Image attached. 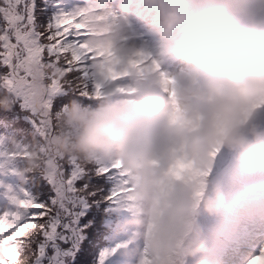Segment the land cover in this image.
I'll return each mask as SVG.
<instances>
[{"label":"rangeland","instance_id":"374dc122","mask_svg":"<svg viewBox=\"0 0 264 264\" xmlns=\"http://www.w3.org/2000/svg\"><path fill=\"white\" fill-rule=\"evenodd\" d=\"M1 1L8 4L10 7L13 4L6 0ZM35 1L36 5H34V0H27L23 5L20 3L15 13L10 12L12 17L10 20H6L4 31L10 32L13 37L14 35L21 34L19 33L18 25L22 27L27 24L28 19L32 17L35 10H39L40 13L36 15L33 21L31 20V24L34 25L30 27L32 29L39 27L36 20L40 16L47 22V16L45 14L46 5L44 1ZM222 1L226 2L229 11L236 9L237 5L242 7L247 6L243 0ZM93 2L98 3L102 7L106 5L104 1L93 0ZM136 4L138 5L139 3L136 2ZM22 7L23 11L21 14ZM212 8H215V3L212 5ZM58 14L60 17L57 19V16L56 21L61 23L53 31L56 36L67 37L71 33H80V18L74 14L73 10L69 11L66 9L64 14L61 12ZM196 15L201 19L204 26L207 27L206 20L208 18L204 19L202 14ZM37 33L35 38L34 34H27V46L29 48V58L31 62H29V60L18 62L19 66H24L22 68L28 66V73H30V75L27 76L28 74L22 73L21 70L13 71L16 80L26 84L22 89L16 88L18 94H21L24 106L37 113V116L32 118L31 123L27 124V121H25L27 125L25 126L26 132L23 136H27L28 140H30L29 144L32 149L31 155L36 157V162L37 155H40L44 159V164L49 161H54L55 163L57 159L62 170H64L65 166L64 178L66 182H64L60 170L58 176L59 166H57L56 175H54L53 172L49 175L47 165L45 164L46 174L49 179V184H47L49 185V189L40 181L39 172L41 169H39V172L36 173V179L38 181V191L35 196L37 197V206L42 205L43 207L40 213L52 208V218L48 219L47 214H41L40 217L37 216L36 218L29 217L32 222L30 228L26 231L27 235L19 231L20 234L24 235L25 241L23 245L18 239H10L9 243H14V245L8 251V254L22 257V246H24V258L27 257V261L24 264H69L70 262L77 261L76 258L81 255V251L78 249H69L54 244L56 240H65L64 236L66 235L59 236L57 231L58 227L62 229L63 221L65 227H69L71 223L75 222L76 225L81 224L78 215L81 217L88 208L84 207L87 202L85 196L77 194V192L75 195L73 194L75 185L74 176L85 172V162L80 161L78 163L79 169L76 170V168L73 167L70 169V173H67V162L63 161V157H67L68 153L62 152L61 146H58L53 141V139H55V141L57 139L59 140L60 137L58 133L56 135L52 134L53 139L50 138L53 119L57 125L73 123V128L69 131V134L71 137H78L82 145H85L86 148L94 152L95 159H91V161H96V163L99 161L102 164L99 170L112 168L113 166V171H122V169L116 166L118 164L117 162H123L122 154L128 155L131 145H137V150L134 152V155L137 154L138 158L144 159L145 165L143 169L146 172H154L156 168L159 167L163 174L162 181L164 183L161 189L158 190V199L161 204L160 208L165 209V211L158 216L156 227L160 231V238L161 235L165 233L169 234V239H162L163 242L159 244L160 249L157 250V243L150 244L149 234L147 233L145 235L148 238H146L148 242H145L147 249L146 257L145 254H143L141 258L136 256L135 260L136 264H150L149 261L151 264H155V262H157V264H177V258L182 257V248L189 247L191 243L182 242L185 233H191V235H193L200 228H204L205 231H214V228L209 226L213 223V215L208 216L206 214L196 219L195 222L194 219L188 216L185 210L181 209V205H178L180 203L176 201L178 195L187 194V198L191 196L188 190L187 193L184 192L182 184L177 183L176 178H183L184 180H181L182 183L189 182L192 184L193 177H197L203 169L201 163L186 157L185 154L182 153V149L186 147L194 149L197 154L204 153L205 151L202 150L199 139L197 137H191L189 139L178 137L176 139L177 144H168V153L164 158H160L158 155L154 154L155 148L152 147L149 150L146 144L147 139L145 137L143 121L139 116L145 102L137 98H122L120 96L121 88L120 85L116 83L117 77L120 75L119 71L121 68L125 69V67L133 71L134 64L132 61H124L123 64L121 56L112 51L111 38L108 36L98 38L87 37L82 40V43H75V39L69 38L67 41L53 42L51 45V43H44V33H42V30ZM27 35H25V37ZM72 36L75 37L76 35ZM36 38L39 43L35 40ZM75 38L79 39L78 36ZM17 39L20 43L23 41L22 36H19V38L17 37L16 42ZM197 41H200V43L205 41L204 33L197 32L193 40V45H195ZM92 42L99 45L103 50H92L89 52ZM69 45L71 46L69 47ZM67 47L74 50L71 57L67 54ZM117 48L128 50L127 45L123 43H117ZM209 76L218 82V85L223 91L229 92L230 97L236 99L242 98L247 93L249 83L255 79L254 76L249 74L242 76L241 73H234L229 70H218L211 73ZM174 77H176L175 74L170 71L166 79L171 81ZM131 82H133V79ZM152 83L153 79H149L148 82L143 83L134 78L133 84L128 85L126 88L133 93V96L138 97V92L139 94H143L145 87ZM231 84H233V86L229 89ZM171 86L172 85L168 83V87L166 88L171 90ZM215 88L216 85L211 86V89ZM243 107H245V105H243ZM206 110H208V107L202 108V111ZM154 112L155 109H153L152 114ZM33 114L34 113H32V115ZM163 123L166 128L182 129L184 127V123L179 118H174L166 111L163 115ZM12 134L15 137L13 148H16L17 154L22 157L24 146L20 144L17 139V136L21 135L20 129L14 128ZM202 134L203 142L208 143L211 135L208 132ZM235 139L237 140L238 137L236 136ZM165 141H167V139ZM212 143L215 144L216 148L223 150L221 152L222 157H225L226 149L222 146L225 143V139L222 136L219 137L217 134V139L212 141ZM152 146H155V144ZM73 148L78 149L76 147ZM163 149L164 146H161L160 152L165 155ZM150 151L152 153L151 157L148 156ZM31 155H28V157ZM6 156L7 161L12 164V167H0V178H3L1 172L5 170L9 171L10 169L12 173L10 180L13 178L17 179L19 166L18 162L13 160V149L12 151H7ZM127 159L130 160L131 157L127 156ZM7 161L0 159V164L5 165ZM192 161L196 164L195 166L192 165ZM27 162L31 170L37 169L33 165L32 159H27ZM132 168V165H130V172ZM185 169L190 172V177L183 176V171ZM99 170H97L96 173L98 174L96 180L101 178ZM114 173L115 172H113V174ZM127 179L128 177L124 175L122 181L124 182ZM206 184L207 183L198 182L196 188L202 189ZM66 185L69 188V200H67L66 197ZM100 186L103 190L104 185L100 183ZM34 190L35 187L31 188V193H33ZM22 193L21 188L17 187L15 184L5 181L0 182V220H4L5 224H11L12 221L16 223L19 222V217L11 216L10 218L5 212L12 211L10 204L16 201ZM103 194L109 199L106 191L103 190ZM131 194L134 195L135 192ZM26 197L30 199L28 194H26ZM169 197L173 198L169 199ZM27 198H25V200ZM218 205L223 206L224 204L220 203ZM208 210L212 211L213 209L208 206ZM218 213H224L228 216L227 210H218ZM35 214H37V211H33L31 216ZM183 214L185 217L182 216ZM75 215L76 218H74ZM60 217L65 218V220ZM50 221H54V226H52V228H47V223L49 226ZM93 232L95 231H92V233ZM222 232L223 229H220L216 232L219 234L215 235H220ZM249 237H251L250 234ZM48 241L49 243L47 244ZM115 243H117V241L114 242L112 246H114ZM47 245L50 247L49 251H47ZM153 246L157 251H151ZM67 250H69V252ZM245 250L246 249H244L243 252ZM87 252H89V249ZM87 252L85 254L88 255ZM244 259L245 255L239 259L238 264H241ZM260 260H264V257Z\"/></svg>","mask_w":264,"mask_h":264},{"label":"trees","instance_id":"16d2710c","mask_svg":"<svg viewBox=\"0 0 264 264\" xmlns=\"http://www.w3.org/2000/svg\"><path fill=\"white\" fill-rule=\"evenodd\" d=\"M12 9H15L14 5H12ZM38 13H40V11L36 10V12L34 13V16L32 18V21L34 20V18L36 17V15ZM41 19H43L42 16H41ZM37 20H38L39 27L34 29L35 32L36 33L41 32V30H42V33H44V38L47 37L48 31L49 30L52 31V28L48 27L47 24L45 23V21H41L40 19H37ZM30 26H32V24L30 25L29 21H28V23L22 27V29H23L22 33L31 32L32 28ZM0 33H1V31H0ZM3 38L5 40H7V44H6L5 40L0 39V64L7 66V64H4V63H7L8 61H2L1 58L2 57L6 58V59L12 58V53L10 51V41L15 42V38L10 33L6 37H3ZM44 42L48 43V40L46 39V40H44ZM18 51L20 53L19 58L23 59L26 56V51L19 46H18ZM17 61L18 60H16L15 62H17ZM4 69H5V67L0 65V73L1 72L5 73L7 71ZM0 86L2 87V89L0 88V117L3 118L5 120V122L7 123L6 124L7 128L19 126L22 129V127H21L22 123H21V121H19V119H21L22 114H25L27 112L23 111V110H22V112H20L21 105L18 103L17 100H15L13 98L11 99V94L9 93L10 90H7L6 85L3 83V79H0ZM3 89L7 92H5ZM28 116L30 117L29 113H28ZM61 128H63V129H61ZM71 129H72V126L70 123L57 125L56 122L53 121V119H52V132L50 133V138L53 139L52 134L56 135L58 133V136L60 137L59 140L57 139L55 141V139H53V141L58 146H61L62 152L68 153L67 157H63V161L67 162L66 163L67 173H70V169L73 167H75L76 170L79 169L78 163L80 161L85 162V170H84L85 172L83 174L79 173L76 176H74V179H75L74 184L75 185H74L73 194L75 195L77 192V194H82L83 196L86 197L87 202L85 201L86 204L84 205V207L88 208V210L85 211L81 217L78 215V218L81 221V224H79V225H76V223L74 224L75 229H74V231L69 233V242H68V238H67V242H66L67 247L70 246V249H72L71 247H73V249L79 248V250L81 251L80 252L81 255H79L76 258L77 261L70 262L69 264H99V263H96L94 261H91L90 257H89V252H87L88 249H91V247H93V246H91V247L89 246V244L91 243L92 237H96V235H98L100 233L109 239L110 236L118 235V232H120L122 230V231H127V233L130 231V234L134 235L133 236L134 238H137L138 233L140 232L139 229L148 230L150 228V225L148 227H145L147 219L144 220V222H143V220L141 218L136 217L134 214H131L130 212H128L126 210L121 211L120 209H114V211L116 213L113 214L112 216H107L104 212H102L103 209H105L109 203V199L106 196H104L102 187L100 186V183L103 184L104 179H102V178H104L105 175H103L102 178H99L98 180H96V176L98 175V174H96L97 173V170H96L97 165H96L95 161H91L89 149L86 148L85 145H82L81 142L78 140V138L71 137V135L69 134V131ZM24 138H25V141L26 140L28 141L27 136H24ZM73 147H76L78 149H75ZM31 151H32V149L30 148V144H29L28 148L24 149L22 151V158L26 161L29 158L32 159L33 165L37 168L36 170L33 169L32 172L38 173L39 169H41V171L39 172L40 181H42L43 184H45V186L47 188H49V185H47V184H49V179H48V175L46 174V169L44 166L47 162L44 164V162H43L44 159L40 155H37V162H36V157L31 155ZM28 155H31V156L28 157ZM54 164L56 166V170H57V166H59L58 176H59V170H60L62 175H63V178H64L65 166H64V170H62L61 165L57 159H56V162ZM223 169H224V167H223ZM223 169H221L222 173H224ZM241 175H244V174L242 173ZM236 178H238V177H236ZM242 178L243 177H239V181L241 184L243 183ZM64 181L66 182L65 178H64ZM193 182H195L194 177H193ZM181 184H182V188H183L184 192L187 193V190H190L193 193L194 189H192V187H193L192 184H190L189 182H187V183L185 182V183H181ZM66 189L69 190L67 185H66ZM179 196L180 195L177 196V199H178L179 203L181 205H183L182 207L184 208V204L181 202V198ZM69 198L70 197L68 195L67 200H69ZM170 198H173V197H170ZM36 210L38 211L37 216L40 217L41 214H44V215L47 214L48 219L52 218V208H49L48 210H44L43 213H40V211L43 210V207H42V205H38ZM112 213H114V212H112ZM158 213L159 212H156L155 216H157ZM60 218L63 219L62 217H60ZM64 220H65V218H64ZM122 221H125L124 222L125 224H128L129 221H131L135 225L131 224L129 230L128 229L124 230ZM143 223H144V226H143ZM53 225H54V221H50L49 226L47 223L46 227L52 228ZM155 226L156 225L153 222L152 227H155ZM78 228H79V232H78ZM57 231L60 234V236L63 235V229L58 227ZM92 231H95V232L92 233ZM88 233H89V235H88ZM159 233H160V231H159ZM81 239H82V241H81ZM58 241H60V240H58ZM63 245H65V244H61V246H63ZM23 248L24 247H22L23 258H24L25 251H23ZM86 252L88 253V255L85 254ZM113 254H115V253L109 254V253L103 252V253H100V257L107 258V257L112 256ZM17 258H19V257H14V259H17ZM101 264H108V262H104ZM187 264H191V263L188 262Z\"/></svg>","mask_w":264,"mask_h":264},{"label":"bare ground","instance_id":"6f19581e","mask_svg":"<svg viewBox=\"0 0 264 264\" xmlns=\"http://www.w3.org/2000/svg\"><path fill=\"white\" fill-rule=\"evenodd\" d=\"M47 169H48V171H49V175H51V173H52L53 170H54V164H53V162L49 161V162L47 163ZM203 237H206V234L203 233ZM220 245H221V244L218 243V242H214V243H213V247H214V248H217V247H219ZM203 253H207V254H209V253H210V250H209L208 248L196 249L192 255L197 256V257H200L199 255H200V254H203Z\"/></svg>","mask_w":264,"mask_h":264}]
</instances>
